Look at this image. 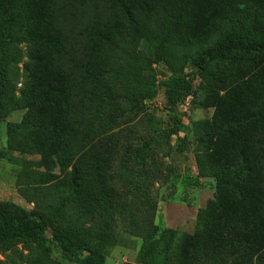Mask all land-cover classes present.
<instances>
[{
    "label": "rangeland",
    "instance_id": "rangeland-1",
    "mask_svg": "<svg viewBox=\"0 0 264 264\" xmlns=\"http://www.w3.org/2000/svg\"><path fill=\"white\" fill-rule=\"evenodd\" d=\"M248 1L264 9V0ZM230 2L207 0L195 13L197 24L183 35L188 57L144 55L150 70L143 73L138 113L121 118L124 88L93 77L96 48L91 42L90 52L80 34L79 4L54 0L44 11L34 2L20 30L9 10L12 90L2 101L0 201L77 226L85 240L109 222L116 244L106 264H142L141 244L157 227L177 231L169 264H259L264 221L254 208L264 191V54L212 64L195 81L181 131L191 149L169 150L161 141L162 130L181 117L165 106L166 84L174 74H189L198 40L210 44ZM263 34L260 13L249 20L248 35ZM228 227L244 232L250 249L244 258L229 247ZM53 260L43 262L29 244L0 242V264H61Z\"/></svg>",
    "mask_w": 264,
    "mask_h": 264
},
{
    "label": "trees",
    "instance_id": "trees-1",
    "mask_svg": "<svg viewBox=\"0 0 264 264\" xmlns=\"http://www.w3.org/2000/svg\"><path fill=\"white\" fill-rule=\"evenodd\" d=\"M66 5L80 6L82 28L80 34L85 38L91 52V42L95 50L93 77L109 80V83L122 85L124 93L119 94L122 102L116 117L136 115L143 99V73L150 70L144 55L162 59L172 53L187 56L183 35L188 31L196 12L207 0H64ZM42 2V10L52 7L54 0H0V120L3 119L2 101L12 90L7 77L9 64L7 13L14 14V24H19L27 16V9L33 3ZM202 12V11H200ZM262 11L248 0H231L229 10L224 15L223 26L219 32L210 34V44L198 40L195 53L190 59V72L174 74L164 90L167 110L181 117L173 118L172 128L163 129L161 141L178 152L191 149V142L181 135L187 127L194 101V84L196 79L206 72L214 63H226L233 54H264V34L258 40L248 35L249 20ZM108 14L102 18L100 15ZM92 20L85 25L88 16ZM98 15L95 21V16ZM199 15V14H198ZM150 90V89H149ZM154 93V91H152ZM178 116V115H177ZM175 139V141H174ZM244 202L245 195L242 194ZM247 198V197H246ZM256 218L264 221V191L255 197ZM262 208V209H261ZM242 227V231L244 230ZM231 243L241 249L244 258L250 251L242 243L241 230L228 227ZM154 237L143 241L138 252L142 264H169V255L177 235L173 229L154 231ZM0 242H23L34 247L43 262L57 261L61 264H106L107 253L114 247L112 227L106 222L102 230L93 238L85 240L79 227L67 225L53 216L27 212L21 207L0 201ZM228 247V248H229ZM259 264H264V247L261 248Z\"/></svg>",
    "mask_w": 264,
    "mask_h": 264
}]
</instances>
